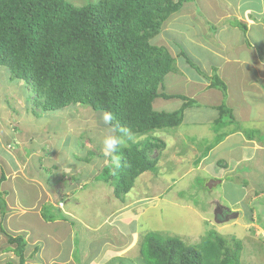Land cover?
<instances>
[{
    "label": "trees",
    "instance_id": "trees-1",
    "mask_svg": "<svg viewBox=\"0 0 264 264\" xmlns=\"http://www.w3.org/2000/svg\"><path fill=\"white\" fill-rule=\"evenodd\" d=\"M191 1L98 0L75 7L66 0H0V67L9 74L5 79L8 84L24 82L35 95L34 106L40 105L44 115H60L80 105L94 112L100 123L101 114L111 111L119 124L129 128L135 137L148 135L143 141H129L120 148L118 169L106 157L95 177L96 181L100 179L113 186L115 199L122 201L143 173L157 174L161 154L152 158V151L165 150L167 142L161 136L158 141L152 139L150 133L165 132L185 124L184 118H195L196 101L182 94H171L166 88L167 77L180 75L176 58L184 59L199 76L208 80L209 88L225 93L217 75L208 76L201 71L185 52L174 58L165 46L151 43L169 16ZM235 23L245 33L246 25L237 20ZM0 81L5 84L4 79ZM175 84L180 87L184 82L178 79ZM156 99L182 102L177 110H168L154 106ZM184 110L188 111L187 118ZM218 110L220 115L214 124L220 126L224 115L231 112L222 106ZM6 138L7 147L18 153V146ZM3 180L4 174L0 184ZM2 205L4 201H0V212ZM43 218L55 219L44 214ZM58 218L63 220L62 216ZM3 234L7 244L15 245L18 261L14 264H26L23 238ZM231 239L230 244L211 231L199 243L185 244L177 237L148 233L139 243V261L141 264H241V242Z\"/></svg>",
    "mask_w": 264,
    "mask_h": 264
},
{
    "label": "rangeland",
    "instance_id": "rangeland-1",
    "mask_svg": "<svg viewBox=\"0 0 264 264\" xmlns=\"http://www.w3.org/2000/svg\"><path fill=\"white\" fill-rule=\"evenodd\" d=\"M66 1L75 7H82L88 3H96L98 0ZM239 2L242 3L243 1ZM238 3L237 0H193L186 3L179 11L169 16L162 24L159 34L151 40V43L157 46H165L174 58L179 55V52H185L201 71L211 76V74H215V67L220 61L216 57L218 52H225L230 59H234L237 53L241 56L246 54L244 51L240 53L237 48L240 43H243L242 39L244 38L239 32L237 23H235L237 18L232 17L234 8ZM228 13L230 16H225ZM250 37L256 44L264 45V34L261 31ZM237 40L238 42L235 45ZM244 40H248V38L245 37ZM198 44L200 45L198 46ZM224 46L226 50L222 49ZM176 60L180 75L173 74L166 78L168 91H174V87L179 86V84H175L176 80L174 79L178 81V79L191 77L190 72L188 71L186 74L183 69L184 59L176 58ZM190 71L195 73L194 70ZM7 74V70L0 67V80L4 79L5 82V84H2L0 81V136H2V131L5 133L4 137L13 134L11 125L15 124L17 127L16 124L18 123L17 128L21 132L19 136L21 139H18L20 142L19 147L26 146V148H23L24 154L30 155L33 159L32 166L29 168L35 177L39 179L52 178L53 182L51 180L50 183H53L54 186L60 182L57 188L61 187L59 190L63 192L64 187L62 186L67 187L65 182H68V180L71 179V183H76L77 179L82 180L91 177L89 170L92 169L90 165L94 161L96 162L95 165L99 163L98 170L102 168L107 161L100 144L101 130L104 125L97 120V115L94 112L88 107L77 105L68 108L60 115H44L40 111V105L34 106L33 99L35 95L29 92L27 85L22 81H14L8 84L5 80ZM196 79L198 78L195 77ZM185 85L189 86L188 84ZM160 102L162 103V100L157 101V103ZM164 107L168 110H177L179 101L175 99L166 101ZM21 115L23 117H20ZM25 130L28 132L25 133ZM178 130L182 135L191 133L190 129L182 124L168 131H155L149 135L156 141L161 136L167 143L165 144V150L154 149L152 151V158L157 156L159 152L161 154L157 164V174L154 175L152 172L143 173L135 180L131 191L125 195L126 204L133 202L134 207L132 208L137 218L134 219V224L131 227L124 222L126 214L118 215L119 220L116 218L112 222L111 225L116 228L107 226L106 217L113 211L114 201L118 200L113 196V186L102 183L98 179V182L103 185L100 190L94 191L85 187L80 195V198L84 201L81 217H78L81 219L79 220L81 224L73 222L74 234L71 240L75 246L68 255L71 262L59 263L141 264L139 261V243L145 234L158 233L163 236L177 237L185 244H197L209 232L215 231L230 244L231 238L241 242V264H264V195L254 205L249 202L250 198L247 197L246 204H242L244 212L239 215L237 211L230 209L232 215L236 213V217L225 221H216L217 211L220 208L229 209L230 206L227 203L236 200L235 198L240 195L238 190L231 188L232 184L235 183V177L228 174V172L225 175L226 177H223L222 184L209 189L206 185L207 181L218 180L217 177L224 176L221 174V165L218 167L214 163L207 168L197 166L196 162L194 165L192 162L195 153L188 149L190 145L188 141L178 139V133H176ZM196 131L197 145L193 143L192 145L198 150V153L202 152L203 155L209 135L206 129L203 131L196 129ZM52 136L55 139L58 138L56 141L60 142L62 146V155L53 151V147L49 142ZM147 136L135 137V142L143 141ZM58 142H56V146ZM95 149L97 155L93 153ZM175 152L191 154L193 157L190 160L180 159L179 156V158H173L171 155H176ZM223 152L221 150L220 157L217 156L215 160L228 162ZM38 154L46 155L50 164L48 165L46 161L47 165H42L41 168H39V165L36 166L35 157ZM95 155L98 157L100 155V158ZM38 159L40 158L38 157ZM211 160H213V157H211ZM42 162L44 160L40 159V163ZM189 167L193 168V171L188 172ZM241 169L243 170V166ZM98 170L95 169L97 174H99ZM3 171L5 175L9 172L7 168H3ZM185 172H187L186 175H182ZM91 173L94 174V171L91 170ZM74 175L77 178L73 177ZM181 175L182 177L179 178ZM117 176L115 175L116 178ZM106 177L107 175H102V178ZM98 182L96 183L99 184ZM72 187L68 190L71 191ZM1 191L2 187L0 186ZM118 201H121V199ZM248 205L254 206L251 209H254L256 213H249L250 207ZM89 212L95 214L93 220ZM43 214L57 217L60 212L53 210L52 213L51 209L45 207ZM86 215L88 219L91 218L92 222L90 223L100 226L96 233L91 232L86 227L83 228V224L86 226L92 225L84 221L83 218ZM130 230L136 231L138 238L129 244L127 243L129 241L127 234L129 236ZM54 233L57 236L59 235L58 230H55ZM61 238L62 244L59 248L68 250L69 234L66 235V231H64ZM50 239L55 241L53 235L52 237L48 236L44 247L48 245L50 253H54L51 249L55 247L50 243ZM109 244L114 247H123L119 250L107 246ZM8 248L6 245L5 249ZM14 263H17V260L9 259L6 256L5 261L0 264Z\"/></svg>",
    "mask_w": 264,
    "mask_h": 264
},
{
    "label": "crops",
    "instance_id": "crops-1",
    "mask_svg": "<svg viewBox=\"0 0 264 264\" xmlns=\"http://www.w3.org/2000/svg\"><path fill=\"white\" fill-rule=\"evenodd\" d=\"M238 1L241 0H237V3ZM242 1V3L239 2L235 6L232 17H236L237 21L246 25L245 33L240 28L239 32H241V36L244 39L246 37L248 40L242 39L243 43H240L237 47L240 53L244 51L246 54L245 56H241L237 53L234 59L228 58L223 51L216 54V57L220 61L215 67V74L225 86V93H222L218 89L209 88L210 82L199 76L196 72H191L190 70L194 69L190 68L185 62L183 69L186 74L189 71L191 77L180 80L189 86L183 84V86L174 87V91H169L171 94H182L196 101L194 104L197 106H195L196 111H194L195 118L193 117L194 119L191 120L184 118L185 124H183L186 128L190 129L191 133L189 135H182L178 130L176 132L178 133V139L189 142L188 149L195 153L193 164L196 162L197 166L203 168H207L214 163L218 167L221 165V174L224 176L217 177L218 180L220 179V184L223 183L222 179L226 177L225 175L228 172V174L235 177V183L232 184L231 188L238 190L240 195L235 198L236 200L230 201L229 204L227 203V205L230 206L228 207L230 212L231 210H235L239 215L241 212H244L242 204H246L245 200L247 197L250 198L249 202H252L254 205L264 195V45L260 46L256 44L250 37L251 35H257V32L260 31L264 34V0ZM225 16L228 17L230 15L228 13ZM237 42L238 40L235 45ZM222 49L226 50L225 46ZM194 76L201 81L195 80ZM158 100H162V103H157ZM177 101H179V104L182 102L181 100ZM164 102L166 100L156 99L153 105L164 107ZM221 106L231 112V114L228 115L226 113L222 118L223 123L218 126L214 123L219 118L220 112L218 108ZM187 112L184 110L186 118ZM20 117L23 116L21 115ZM16 125L18 127V123ZM13 126L15 127V124L11 125V127ZM17 127L12 130L14 133L12 132L13 134H9L7 137L14 141L16 146H18L17 152L21 154L14 153L7 147L5 144L7 138L4 137L5 133L3 131L2 136H0V177L4 174L3 168L9 170L7 175L4 174L5 180L0 184L2 187L0 201H4L5 203V205L1 206L2 210L0 212V263L5 261L6 256L9 259L18 261V257L14 254L15 245L7 244L3 232L13 237L23 238L25 243L23 255L26 264L68 263L70 261L68 255L73 246H75L71 240L74 234L73 222L81 224L79 221L81 219L78 217H81L80 214L84 201L80 198V195L85 187L98 191L103 186L101 185L103 182L95 180V177L99 175L95 172V169L96 171L98 170L99 163L95 165L96 162L94 161L90 165L91 170L94 171L93 174L89 170L91 177L83 178L82 180L77 179L76 183H71V179L70 181L68 180V182H65L67 187L62 186L64 187L62 192L59 190L61 187L57 188L60 182L54 186L53 183H50L51 180L53 182L52 178L39 179L31 173L29 167L32 166L33 159L30 155L24 154L23 148H26V146L19 147L21 132ZM196 129L201 131L206 129L209 135V138L206 140L205 155H202V152L198 153V150L192 145V143L197 145V140L195 139ZM27 132L25 130V133ZM56 139L58 140V138ZM56 139L52 136L49 142L53 147V151L62 155V146ZM56 142H58L57 146ZM221 150L224 151L223 154L227 157L228 162L215 160L217 156L220 157ZM93 153L98 154L96 149L93 150ZM36 156V166L39 165V168L42 165H47V163L48 165L50 164L47 161L49 158L46 155L38 154ZM171 156L173 158L181 157L180 159L186 158L189 160L193 157L191 154L180 153ZM38 157L43 159L44 162L40 163ZM211 157H213V160H211ZM98 158H100V155ZM242 166L243 170L241 169ZM100 169L98 173H100ZM188 169V172L193 171V168L189 167ZM186 173L182 175H186ZM62 174L64 173L62 172ZM73 177H76V175ZM70 187H72L71 191L68 190ZM229 196L232 197L231 194ZM63 203L64 205H62ZM248 206L250 207H248L249 213H256L254 209H251L254 206ZM45 207L51 209L52 213L53 210H58L60 212L59 216H54L53 218L55 219L52 221H45L43 218ZM132 207H134L132 201L126 204L124 199L122 201L115 200L113 211L106 217L107 226L116 228L114 225H111L112 222L116 218L119 220L118 215L126 214L124 222L131 227L134 224V219H137ZM89 214L92 215L93 220L95 214L90 212ZM60 216L63 217V220L58 218ZM47 217L48 219H53L52 215ZM83 219L88 224H92L90 223L92 222L91 218L88 219L87 215ZM82 226L83 228H88L93 233H96L100 227L94 224L90 226L83 224ZM1 228H3V231ZM55 230L59 231L58 236L54 233ZM64 231H66V235L69 234L68 250L59 248L62 244L61 235H63ZM130 234L129 236L127 234L129 239L127 243L129 244L138 238L136 231L130 230ZM52 235L55 237V241L50 239V243L55 247L51 249L54 253H50L48 245L44 247L47 237H52ZM40 243L42 244L39 246ZM6 245L9 247L8 249H5ZM107 246L114 247L110 244ZM121 247L114 248L121 250Z\"/></svg>",
    "mask_w": 264,
    "mask_h": 264
},
{
    "label": "clouds",
    "instance_id": "clouds-1",
    "mask_svg": "<svg viewBox=\"0 0 264 264\" xmlns=\"http://www.w3.org/2000/svg\"><path fill=\"white\" fill-rule=\"evenodd\" d=\"M100 119L104 125L100 138L102 152L118 169L121 166L118 152L129 141L135 142V134L129 128L121 126L111 111L103 112Z\"/></svg>",
    "mask_w": 264,
    "mask_h": 264
},
{
    "label": "flooded vegetation",
    "instance_id": "flooded-vegetation-1",
    "mask_svg": "<svg viewBox=\"0 0 264 264\" xmlns=\"http://www.w3.org/2000/svg\"><path fill=\"white\" fill-rule=\"evenodd\" d=\"M232 216L231 212L226 208H220L216 213V221H225Z\"/></svg>",
    "mask_w": 264,
    "mask_h": 264
},
{
    "label": "water",
    "instance_id": "water-1",
    "mask_svg": "<svg viewBox=\"0 0 264 264\" xmlns=\"http://www.w3.org/2000/svg\"><path fill=\"white\" fill-rule=\"evenodd\" d=\"M218 184H220V181L219 180H209V181H207V187L210 189V188H212V187H214V186H216V185H218ZM234 217H236V213H234V215H232L230 218H228V219H232V218H234ZM215 218H216V216H215Z\"/></svg>",
    "mask_w": 264,
    "mask_h": 264
}]
</instances>
